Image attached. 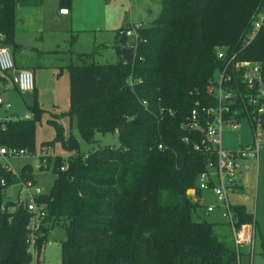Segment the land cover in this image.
Returning a JSON list of instances; mask_svg holds the SVG:
<instances>
[{"label": "trees", "instance_id": "trees-1", "mask_svg": "<svg viewBox=\"0 0 264 264\" xmlns=\"http://www.w3.org/2000/svg\"><path fill=\"white\" fill-rule=\"evenodd\" d=\"M154 1L160 7L159 17L143 26L132 60L123 53L128 39L119 31L124 26L112 44L115 63L98 64L94 53H79L68 65L69 115L77 118L83 141L98 148L82 153L73 135L66 138L58 123L49 121L56 137L42 146L53 148L58 143L71 155L48 158L55 180L51 193L39 199L48 207L45 229L61 224L66 231L60 264L238 263L237 251L220 239L213 224L198 216V204L187 195L191 190L202 195L197 180L215 156L196 152L194 144L202 133L185 131L182 125L197 102L216 104L207 90L224 67L219 48L226 49L227 56L237 54V62L262 63L264 76V24L242 47L264 0ZM42 3L0 0V44L13 43L18 7ZM68 4L70 0H61L60 10L68 9ZM130 78L136 81L133 88ZM33 94L31 119H0V147L36 154L37 123L45 111L38 105L37 91ZM142 101L149 103L150 112ZM160 107L174 110L175 116L160 120ZM234 111L237 120L246 117L240 105ZM108 133L118 135L119 147L99 146L96 135ZM159 144L166 149L159 150ZM32 171L25 165L21 178L35 181ZM1 177L6 186L0 185V207L2 192L18 181L12 174ZM11 206L7 202L6 207ZM233 214L238 228L254 224L245 206H235ZM27 222L24 208L1 215V264L30 263Z\"/></svg>", "mask_w": 264, "mask_h": 264}, {"label": "rangeland", "instance_id": "rangeland-1", "mask_svg": "<svg viewBox=\"0 0 264 264\" xmlns=\"http://www.w3.org/2000/svg\"><path fill=\"white\" fill-rule=\"evenodd\" d=\"M67 5L69 15L62 16L59 11L61 0H43L39 6H20L16 10L15 35L13 43L0 44L8 48L15 61L20 66H42L35 69L37 87V102L43 111L40 122L37 123L35 155L13 159L14 170L19 172L25 165L32 166V175L36 186L45 194L52 191L55 175L53 165L48 170L39 168L42 154L52 157L71 155L65 153L58 143L48 151H42V143L53 141L56 129L49 121L54 120L63 129L66 138L73 135L79 142L82 153L92 152L98 144L90 145L83 141L77 128V118L70 116L69 88L70 74L68 65L75 54L94 53L98 64L115 63L117 57L111 47L118 30L123 26L152 24L160 14V7L154 0H70ZM17 47V49H16ZM0 73V119H23L30 115L29 106L34 104L33 93L19 92L9 76ZM96 140L100 147H119L117 134H97ZM253 127L248 117L242 118L239 129H223L222 146L226 151L237 150L240 146L252 145ZM44 145V144H43ZM249 169L241 171L238 184L229 194L230 204L245 206L253 217L254 236L252 241L243 243L239 249L234 244L233 232L229 228V219L225 216L226 210L216 208L210 214L205 212L206 206H216L215 198L211 192L200 195L194 190L187 195L193 203L198 204L197 214L207 223L213 224L215 231L226 245L240 251L238 264H264V152L260 159V168L248 162ZM18 187H8L3 205L9 200L18 199ZM221 205V204H218ZM247 231L248 229H243ZM251 234V231H250ZM66 240V231L63 225L53 228L43 253V264L61 263V243ZM253 244V246L251 245Z\"/></svg>", "mask_w": 264, "mask_h": 264}, {"label": "built area", "instance_id": "built-area-1", "mask_svg": "<svg viewBox=\"0 0 264 264\" xmlns=\"http://www.w3.org/2000/svg\"><path fill=\"white\" fill-rule=\"evenodd\" d=\"M60 14L67 16L69 11L61 9ZM252 30L245 36L242 47L249 44L257 32L264 24V4L252 17ZM143 25L131 24L119 31V35L128 39L126 49H130L135 56L136 49L141 39L140 31ZM1 38V36H0ZM237 54L227 56L224 48L218 49V58L224 63V67L219 71L216 79L210 80L208 84V94L216 99L215 105H201L197 102L186 118L182 129L189 132H201L202 135L194 144V150L200 154L215 156V159L208 160V170L204 171L197 180V190L202 193L211 192L215 198L216 206H206L205 212L210 214L216 208L222 207L226 210L225 216L229 219L228 226L233 232L234 244L237 249L245 243L252 241L254 228L252 226L237 227V219L232 213L229 194L237 186V176L242 169H246L245 162L252 161L257 169L260 167L261 155L264 152V76L263 64L260 62L235 61ZM14 72L11 76L13 85L23 94L33 93L36 90L34 73L28 69H18L14 57L8 48L0 47V73L7 75ZM141 80L138 84H141ZM129 85L133 88L136 81L132 78ZM253 91V92H251ZM1 103V102H0ZM144 110L149 111V103L141 102ZM240 105L246 117L250 120L253 127V144L240 146L237 150L226 151L222 146V133L225 127L231 130L239 129L242 119L237 120L238 112L233 108ZM150 112V111H149ZM233 112V115L230 114ZM175 111L160 107L157 117L160 120L166 117L173 118ZM17 119V118H13ZM7 119L6 122L13 120ZM25 119H31V116ZM184 141L188 143V138ZM158 149L164 151L166 147L159 144ZM49 148H42V151ZM31 155L25 149H7L0 147V185L6 186V180L1 177V173L12 174L18 181V199L12 204L11 208L5 205L0 207L1 215L7 211L13 212L17 208H24L28 214L26 225V253L31 257L28 264H43V253L48 243L49 235L53 229H45L48 225V207L39 199L45 195L42 189L36 186L33 180L22 179L20 171L16 172L12 166V160ZM49 156L41 153L39 156V168L48 170ZM87 158L86 156L84 159ZM67 159V157H66ZM67 166L62 167L64 171ZM12 187V186H9ZM2 193L6 197V191ZM221 204V205H218ZM243 229H248L247 231ZM251 231V234H250ZM253 246V244H251ZM240 251H237L239 255ZM1 260V259H0ZM239 261V256H238ZM1 264V263H0ZM238 264V263H237Z\"/></svg>", "mask_w": 264, "mask_h": 264}, {"label": "crops", "instance_id": "crops-1", "mask_svg": "<svg viewBox=\"0 0 264 264\" xmlns=\"http://www.w3.org/2000/svg\"><path fill=\"white\" fill-rule=\"evenodd\" d=\"M62 9H66V8H62ZM68 10V9H67ZM60 13V12H59ZM61 15V14H60ZM62 16H64V15H62ZM145 25H150V24H145ZM124 27V26H123ZM121 29V28H120ZM115 41V40H114ZM114 43V42H113ZM111 47H112V45H111ZM76 55V54H75ZM14 57V56H13ZM72 59V58H71ZM71 59H70V61H71ZM14 60H15V57H14ZM15 64H16V67L18 68V69H28V70H31L33 73L35 72V69H38V70H41V69H43L44 67H42V66H35V67H31V66H20L19 64H17V62L15 61ZM14 74V72H12L11 73V75H13ZM35 74V73H34ZM5 76H7V75H5ZM8 77V76H7ZM9 78H10V80H11V77L9 76ZM36 82V81H35ZM38 89H37V87H36V91H37ZM28 116H30V115H28ZM27 116V117H28ZM16 118V117H15ZM26 118V117H25ZM25 118H23V119H25ZM49 142V141H48ZM43 143H45V142H43ZM42 143V144H43ZM43 148H45V147H43ZM54 148V147H53ZM50 149V148H49ZM65 152V151H64ZM66 153V152H65ZM67 154H69V153H67ZM70 155V154H69ZM63 157H65V156H63ZM248 162H250V163H252L253 165H255V168L257 169V167H256V164L254 163V162H252V161H246L245 162V167H246V169H249L250 167L247 165V163ZM260 168V167H259ZM242 170H244V169H242ZM241 170V171H242ZM257 170H259V169H257ZM241 171H240V173H241ZM240 173H239V175H240ZM239 175H238V177H239ZM236 188H241V186H239V184H238V178H237V186H236ZM203 194L204 193H202V195H200V202H202V199H203ZM10 201H12V200H10ZM9 201V202H10ZM13 202V201H12ZM241 253V252H240ZM240 253H239V261H238V263H240Z\"/></svg>", "mask_w": 264, "mask_h": 264}, {"label": "water", "instance_id": "water-1", "mask_svg": "<svg viewBox=\"0 0 264 264\" xmlns=\"http://www.w3.org/2000/svg\"><path fill=\"white\" fill-rule=\"evenodd\" d=\"M123 53L125 54V56L127 57V59H129V60H132L133 59V52H132V50H130V49H124L123 50ZM135 123H137V122H135Z\"/></svg>", "mask_w": 264, "mask_h": 264}]
</instances>
